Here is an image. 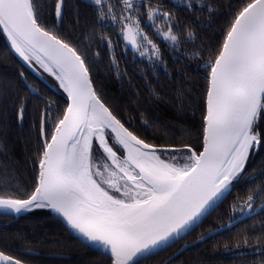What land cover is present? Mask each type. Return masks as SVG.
<instances>
[{"label": "snow or ice", "instance_id": "1", "mask_svg": "<svg viewBox=\"0 0 264 264\" xmlns=\"http://www.w3.org/2000/svg\"><path fill=\"white\" fill-rule=\"evenodd\" d=\"M205 11L222 23L197 45L193 25ZM0 37V66L20 69L0 72V214L47 210L70 239L97 253L90 264H221L210 258L218 253L264 264V219H255L264 214V0H0ZM121 45L169 77L165 50L196 61L204 71L196 100L184 79L170 95L148 91L178 111L198 105V127L146 110L138 125L124 118L94 76L104 54L117 80L128 75L116 55ZM26 69L45 86L47 74L55 82L48 90L62 96L46 94ZM13 137L26 145L28 181ZM225 231L211 252L202 247ZM16 238L22 247L0 235V264H31L23 257L33 241Z\"/></svg>", "mask_w": 264, "mask_h": 264}, {"label": "trees", "instance_id": "2", "mask_svg": "<svg viewBox=\"0 0 264 264\" xmlns=\"http://www.w3.org/2000/svg\"><path fill=\"white\" fill-rule=\"evenodd\" d=\"M165 2H173V0H165ZM226 3V0H223ZM222 19L217 16L212 17V22L209 21L207 11L200 17L198 23L193 25L194 30L200 39L196 41L198 45L201 39L210 41L215 38L219 33L220 24ZM3 38L0 37V49H2ZM191 48L192 45L187 46ZM116 55L120 62L121 70L127 69L128 75L124 79L117 80L114 72H108L107 66L109 63V57L104 54L103 59L98 66V71L94 72V76L98 80L104 81V89L112 98L114 106L121 109L122 115L125 119H133L137 125L140 122V112L147 111L149 115L156 116L163 114L174 126L177 122L186 124L190 127H198L200 123L199 107L198 105H189L185 109L178 111L177 109L171 108L167 103L161 100H153L149 95V89H157L162 95H170L174 88L178 87L177 81L184 79L189 83L186 87L192 93V99L196 100L200 95L197 85L203 87L204 71L200 68L195 60L187 59L183 53H170L165 50V59L168 63L167 72L171 73V77L165 74L163 66L157 67L156 71H152L148 62L143 58L136 55L135 60L133 59V53L129 49L127 52L124 51L122 45L116 49ZM180 57V60H176L174 57ZM19 65H12L8 67L0 66V72H18ZM30 79H34L37 86L41 87L46 94L51 95L53 99H59L62 96V92L49 91L48 89L55 84L51 77L45 74L47 86L45 83L33 75L26 69ZM177 72H182L185 75L183 77L177 76ZM58 88V85L56 86ZM150 104L152 106H150ZM155 105H159V111H157ZM42 107V106H41ZM32 120V106L29 108L28 118L25 122V132L27 135ZM151 131V130H149ZM179 132V127L177 126ZM14 142L11 151L18 161L17 167L21 170L22 181H28L30 177V167L25 166L24 149L26 147L23 139L17 137L12 138ZM28 147H31L30 145ZM31 153H29L30 155ZM230 198V197H229ZM228 198V199H229ZM227 202L221 205V208L212 214L208 220L204 221V224L200 228H196L195 231L190 233L191 239H194L197 232L207 228L220 211L225 209ZM47 210H33L32 212L21 214L17 217L0 215V235H8L13 248L17 246L22 247V242L16 237L17 234L26 236L33 241V254L26 255L23 258L30 260L31 264H90V262L98 258L97 253L89 250L88 248L82 247L68 237L67 233L63 231L62 226L55 220L47 218L44 213ZM257 221L264 219V214L255 218ZM252 223L251 220L247 221ZM233 232L235 229L232 230ZM229 233L223 232L222 235L215 237V240H210L206 245L202 247L206 248L208 252L212 251V244L215 241H221L223 237H227ZM60 238L62 241H67L66 244H62L58 247H53L50 243H41V241H51L55 238ZM210 243V244H209ZM62 251L65 253L64 257L54 256L53 253ZM168 254L162 253L161 257ZM191 253H185L182 259H187ZM214 260L221 261V264H236L237 258L230 254L218 253Z\"/></svg>", "mask_w": 264, "mask_h": 264}, {"label": "flooded vegetation", "instance_id": "3", "mask_svg": "<svg viewBox=\"0 0 264 264\" xmlns=\"http://www.w3.org/2000/svg\"><path fill=\"white\" fill-rule=\"evenodd\" d=\"M259 160V157H257V161ZM249 171H251V168L249 169ZM248 179V177L247 176H245L243 179H241V181L236 185V187L233 189V194H235V192L237 191V190H240V189H242V188H244V186H245V182H246V180ZM258 182V181H257ZM231 200V196H230V198H229V201ZM201 231H199V232H197V235L200 233ZM196 235V236H197ZM185 239H187V240H189V241H191V240H193V239H191V236H187ZM184 244V240H181V241H179V243L178 244H176V245H174V247L172 248V249H170L169 250V252H168V254L170 253V252H172V251H175L176 250V248H179L181 245H183ZM167 254V255H168ZM166 255V256H167ZM163 257H157V258H154V259H162ZM211 259H214V258H212V257H210ZM253 258V256H252V254L251 253H249L248 254V257H247V259L248 260H251ZM182 259V258H181ZM184 259V258H183ZM241 257H239V258H237V263L236 264H240V261H241Z\"/></svg>", "mask_w": 264, "mask_h": 264}, {"label": "water", "instance_id": "4", "mask_svg": "<svg viewBox=\"0 0 264 264\" xmlns=\"http://www.w3.org/2000/svg\"><path fill=\"white\" fill-rule=\"evenodd\" d=\"M28 71H30L33 75H35L38 79H40L38 76H37V74L36 73H34V72H32L30 69H27ZM42 82H44V81H42ZM45 83V82H44ZM24 214V213H23ZM0 215H3V214H0ZM7 216V215H6ZM14 217H17V216H14Z\"/></svg>", "mask_w": 264, "mask_h": 264}, {"label": "bare ground", "instance_id": "5", "mask_svg": "<svg viewBox=\"0 0 264 264\" xmlns=\"http://www.w3.org/2000/svg\"><path fill=\"white\" fill-rule=\"evenodd\" d=\"M96 78V77H95ZM210 244V243H209Z\"/></svg>", "mask_w": 264, "mask_h": 264}]
</instances>
